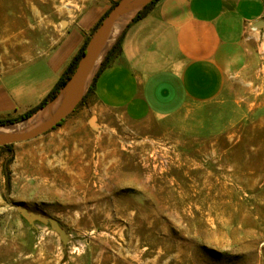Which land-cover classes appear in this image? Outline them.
Returning a JSON list of instances; mask_svg holds the SVG:
<instances>
[{
    "label": "rangeland",
    "instance_id": "obj_1",
    "mask_svg": "<svg viewBox=\"0 0 264 264\" xmlns=\"http://www.w3.org/2000/svg\"><path fill=\"white\" fill-rule=\"evenodd\" d=\"M72 1L0 0V18L14 13L19 29ZM256 47L223 114L171 132L113 116L102 134L76 132L75 148L68 131L86 101L49 133L0 147V264H264V40Z\"/></svg>",
    "mask_w": 264,
    "mask_h": 264
},
{
    "label": "crops",
    "instance_id": "obj_2",
    "mask_svg": "<svg viewBox=\"0 0 264 264\" xmlns=\"http://www.w3.org/2000/svg\"><path fill=\"white\" fill-rule=\"evenodd\" d=\"M109 10L106 1L74 0L19 29L14 13L2 15L8 39L0 44V120L24 116L50 95ZM260 22L264 0H159L126 30L121 53L86 93L87 106L68 131L73 147H80L76 132L102 134L113 116L171 132L193 115L223 114L264 40V28H254Z\"/></svg>",
    "mask_w": 264,
    "mask_h": 264
},
{
    "label": "water",
    "instance_id": "obj_3",
    "mask_svg": "<svg viewBox=\"0 0 264 264\" xmlns=\"http://www.w3.org/2000/svg\"><path fill=\"white\" fill-rule=\"evenodd\" d=\"M153 0H121L118 5L109 13V15L102 22L99 29L94 33L91 37L90 43L87 47V51L85 55L82 57L77 71L73 75L71 81L68 83L66 88L60 93L58 98L49 104L46 108L41 110L38 114L33 116L32 118L23 121L19 124L25 123L34 117L38 116L41 112L52 106L57 100H59L63 95H65V101L63 105L58 109V111L44 124L40 125L37 128L26 130L22 132H8L0 134V147H5L8 145H13L16 143H21L25 141H29L35 139L39 136L45 135L55 129L61 122H63L82 102L85 97L88 87V76L90 67L95 60L96 55L102 50L103 45L106 43L107 39L111 35L113 29L118 23L121 16L129 9L142 5L141 9L137 11V13L133 16V18L129 21V23L125 26L122 33L125 31L127 26L132 22V20L136 17V15L143 10L149 3ZM256 29L264 28V23L260 22L255 25ZM120 34V36L122 35ZM119 36V37H120ZM118 37V38H119ZM117 38V39H118ZM117 41V40H116ZM115 41V42H116ZM114 42V44H115ZM113 44V45H114ZM112 45V47H113ZM111 47V48H112ZM110 48V49H111ZM110 51V50H109ZM108 51V52H109ZM108 54V53H107ZM106 54V55H107ZM106 57V56H105ZM105 59V58H104ZM104 61V60H103ZM102 64V63H101ZM101 66V65H100ZM17 124V125H19ZM93 127L95 125V119L91 121ZM16 124L12 125L15 126ZM9 127V126H2ZM17 209L19 213L26 218L31 224L36 221L43 222L45 224H50L52 228L57 231L64 239L69 240V233L62 226V224L51 217L37 214L29 211L23 205H17Z\"/></svg>",
    "mask_w": 264,
    "mask_h": 264
},
{
    "label": "trees",
    "instance_id": "obj_4",
    "mask_svg": "<svg viewBox=\"0 0 264 264\" xmlns=\"http://www.w3.org/2000/svg\"><path fill=\"white\" fill-rule=\"evenodd\" d=\"M159 0H153L151 3H149L142 11H140L136 17L132 20V22L127 26V28L125 29V31L122 33V35L118 38V40L116 41V43L113 45V47L110 49V51L108 52V54L106 55L98 73L96 74L93 83H92V87H94L96 79L98 74L102 71V69L104 67H106V65L111 61V59L117 55H119L121 53V44L124 38V35L126 33V30L128 28H130L133 24H135L136 22L140 21L141 19L145 18L150 11L153 9V7L155 6V4L158 2ZM119 2L114 3L112 8L109 10V12L104 16V18L102 19L101 23L96 27L94 33L99 29V27L101 26L102 22L105 20V18L109 15V13L118 5ZM93 33V35H94ZM92 35V36H93ZM91 39H88L87 42L85 43L84 47L82 48V50L80 51V53L75 57V59L72 61L71 65L69 66V68L67 69V71L65 72L63 78L61 79V81L57 84V86L55 87V89L50 93V95L36 108L32 109L31 111H29L27 114H25L24 116L18 117L16 119H8V120H1L0 121V127L1 126H8V125H14L16 123H20L22 121H25L27 119L32 118L33 116H35L36 114H38L41 110H43L44 108H46L49 104H51L52 102H54L58 96L60 95V93L66 88V86L68 85V83L71 81L73 75L75 74V72L77 71V68L79 66V63L82 59V57L85 55L86 51H87V47L90 43ZM92 87L90 88V90L88 91V93L91 92ZM87 101V95L83 98L82 102L79 104L78 107L83 106L86 104ZM63 123L59 124L56 128L60 127ZM1 149H7L10 152H12V145H8L6 147H1Z\"/></svg>",
    "mask_w": 264,
    "mask_h": 264
},
{
    "label": "bare ground",
    "instance_id": "obj_5",
    "mask_svg": "<svg viewBox=\"0 0 264 264\" xmlns=\"http://www.w3.org/2000/svg\"><path fill=\"white\" fill-rule=\"evenodd\" d=\"M141 7L142 5L133 7L127 10L121 16L111 35L107 39L106 43L103 45L102 50L96 55L95 60L93 61L90 67L87 86L92 83L94 77L96 76L99 65L105 55L108 53L114 42L120 36L125 26L129 23V21L133 18L137 11L141 9ZM64 101L65 95H63L59 100H57L52 106L41 112L38 116L25 123L9 127H0V134L8 132H22L39 127L40 125L46 123L58 111V109L63 105Z\"/></svg>",
    "mask_w": 264,
    "mask_h": 264
}]
</instances>
